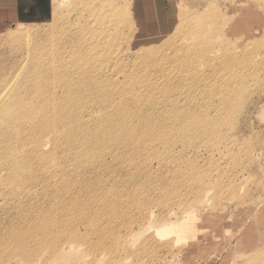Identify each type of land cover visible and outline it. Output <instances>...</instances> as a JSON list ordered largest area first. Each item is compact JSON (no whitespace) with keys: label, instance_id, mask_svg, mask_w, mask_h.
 Returning a JSON list of instances; mask_svg holds the SVG:
<instances>
[{"label":"rangeland","instance_id":"rangeland-1","mask_svg":"<svg viewBox=\"0 0 264 264\" xmlns=\"http://www.w3.org/2000/svg\"><path fill=\"white\" fill-rule=\"evenodd\" d=\"M137 1L54 0L0 33V94L62 101L94 135L10 183L31 140L0 117V264H264V0H164L160 24ZM98 117L173 141L99 145Z\"/></svg>","mask_w":264,"mask_h":264},{"label":"bare ground","instance_id":"bare-ground-1","mask_svg":"<svg viewBox=\"0 0 264 264\" xmlns=\"http://www.w3.org/2000/svg\"><path fill=\"white\" fill-rule=\"evenodd\" d=\"M112 2V0H107ZM118 1L116 0L115 5H110L111 8H118ZM127 11V10H126ZM125 11V12H126ZM5 87V86H4ZM5 92L0 94V114L3 121L7 125V131L11 133L14 130L17 132H25L23 134L24 137L29 138L31 140V148H29V160L19 159L17 157V153H14L9 162L12 163L10 165L9 177L7 180L10 183H13L15 180H18L21 185L24 184L22 178L25 179V176H30L35 174V164L43 163L44 166H49V162L57 157L60 148L64 147L68 141L67 140H78L80 138L82 141L90 140L94 135H89L82 137V135L78 136V126L81 125L82 131V120L80 121V117L74 115H61V112L67 111L68 113H73L74 110H61V106H63L62 101H36L35 104L34 99L22 100V96L19 92L12 91L14 89L7 88ZM242 94V93H241ZM240 94V95H241ZM64 95L63 97H65ZM71 95H67L66 97H70ZM54 97V95H53ZM238 100V99H237ZM241 104L243 100L240 101ZM43 103L46 105V108H43ZM66 103V102H64ZM70 103V102H69ZM41 104V105H40ZM35 109V110H33ZM49 114H53L55 116H49ZM57 115V116H56ZM97 115V114H96ZM42 117V119L40 118ZM99 122L96 121V125L103 126L101 132H97L95 137L97 139L96 144H114L119 143L123 139H128L131 136V141L134 142L133 146L139 144L142 140H146L147 137L153 136L156 141L166 140L168 143L166 145H170L173 141L172 139H167V137L171 134L173 130H164L155 132L149 126L145 127L143 132L137 133V130H133V128L126 127L128 130L122 131L123 124L118 120L112 117H98ZM202 120V119H200ZM86 122V121H85ZM124 122V121H123ZM221 123V124H220ZM87 125V124H85ZM122 125V126H120ZM223 125V121L219 119H203L202 121H187L184 125L177 129L180 132H186L189 129H193L196 127L198 129V134L196 132V136L199 138L201 136L206 135L211 131H216V128ZM93 129V128H92ZM128 131V132H127ZM145 131V132H144ZM127 132V133H126ZM46 133L50 134L53 137L55 146L58 148H54V155L41 154V148L44 147L42 144L43 137ZM134 139V140H132ZM136 140L139 141L135 142ZM12 151H15V148L11 147ZM98 148V147H97ZM28 150L25 146H21L20 151ZM10 151V150H9ZM48 168V167H47ZM37 173V172H36ZM200 205V204H199ZM46 221V220H45ZM173 225L165 226L163 230L167 228H173ZM178 228V227H177Z\"/></svg>","mask_w":264,"mask_h":264},{"label":"crops","instance_id":"crops-1","mask_svg":"<svg viewBox=\"0 0 264 264\" xmlns=\"http://www.w3.org/2000/svg\"><path fill=\"white\" fill-rule=\"evenodd\" d=\"M137 1V0H135ZM135 2L136 7L142 9L143 14L150 15L152 6L148 5V0ZM164 0H156V9L160 18L165 4ZM54 12V0H0V33L11 26L25 23H45L51 20ZM140 14V12H138Z\"/></svg>","mask_w":264,"mask_h":264}]
</instances>
